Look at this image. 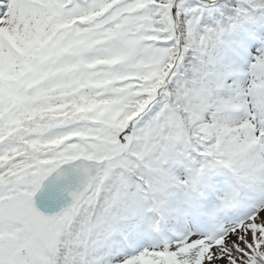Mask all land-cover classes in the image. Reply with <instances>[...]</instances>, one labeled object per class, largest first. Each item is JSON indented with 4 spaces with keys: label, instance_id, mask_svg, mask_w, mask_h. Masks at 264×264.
<instances>
[{
    "label": "snow or ice",
    "instance_id": "obj_1",
    "mask_svg": "<svg viewBox=\"0 0 264 264\" xmlns=\"http://www.w3.org/2000/svg\"><path fill=\"white\" fill-rule=\"evenodd\" d=\"M0 264H264V0H0Z\"/></svg>",
    "mask_w": 264,
    "mask_h": 264
}]
</instances>
